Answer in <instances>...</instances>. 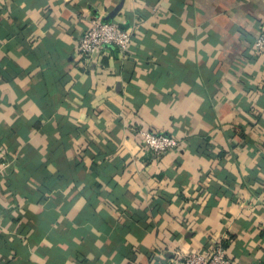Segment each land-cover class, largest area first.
I'll use <instances>...</instances> for the list:
<instances>
[{
	"label": "crops",
	"instance_id": "crops-1",
	"mask_svg": "<svg viewBox=\"0 0 264 264\" xmlns=\"http://www.w3.org/2000/svg\"><path fill=\"white\" fill-rule=\"evenodd\" d=\"M92 18L125 55L82 59ZM263 29L264 0H0V264H264Z\"/></svg>",
	"mask_w": 264,
	"mask_h": 264
},
{
	"label": "built area",
	"instance_id": "built-area-1",
	"mask_svg": "<svg viewBox=\"0 0 264 264\" xmlns=\"http://www.w3.org/2000/svg\"><path fill=\"white\" fill-rule=\"evenodd\" d=\"M131 39L130 31L121 29L112 22L92 18L78 40V50L85 61L108 46L116 48L121 55H125L129 50ZM254 45L257 49L264 46V29L256 37ZM139 134L146 148L156 155L164 154L177 146L176 139L169 135L148 130H139ZM178 259L179 264H233L226 256L225 249L216 244L213 249L187 252L179 255Z\"/></svg>",
	"mask_w": 264,
	"mask_h": 264
}]
</instances>
